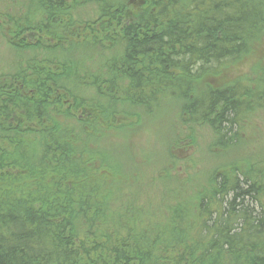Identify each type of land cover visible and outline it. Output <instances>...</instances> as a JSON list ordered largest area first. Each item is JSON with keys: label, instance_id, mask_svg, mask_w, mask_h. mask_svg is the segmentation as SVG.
<instances>
[{"label": "trees", "instance_id": "1", "mask_svg": "<svg viewBox=\"0 0 264 264\" xmlns=\"http://www.w3.org/2000/svg\"><path fill=\"white\" fill-rule=\"evenodd\" d=\"M262 39L264 0H0V264H264V156L141 204L118 161L166 103L180 143L198 124L234 146L264 107Z\"/></svg>", "mask_w": 264, "mask_h": 264}, {"label": "rangeland", "instance_id": "2", "mask_svg": "<svg viewBox=\"0 0 264 264\" xmlns=\"http://www.w3.org/2000/svg\"><path fill=\"white\" fill-rule=\"evenodd\" d=\"M260 43H264V39ZM263 45L260 46L262 50H258L259 54L264 52ZM0 50L9 56L8 59L6 58L9 60L11 53L4 46L0 47ZM256 61L258 58L252 64ZM251 65L246 67L244 64H239L237 69H240L239 72L246 71ZM177 113L173 104L166 103L160 107V112L155 116L146 118L144 116L137 120L135 126L130 129L133 131L125 137L126 143L121 144L118 150L119 163L126 170L132 165L135 170L137 169V176L134 173L131 183L136 180L132 185L139 195L142 194L138 201L140 204L144 203L147 195V199L161 193L164 196L167 194L172 196L170 192L177 187L176 183H182L192 174L197 176L193 183H203L206 174L203 172L208 170V165L204 162L207 159H216L217 156L222 160H234L245 158L247 154L264 156V107L251 115L247 122L245 120L242 122L240 140L226 151L213 149L210 152L208 146L212 138L210 129L205 125H195L197 126L193 133L195 142L180 143L186 135V129ZM190 159L201 162H196L194 165ZM161 175L164 176L163 179Z\"/></svg>", "mask_w": 264, "mask_h": 264}]
</instances>
